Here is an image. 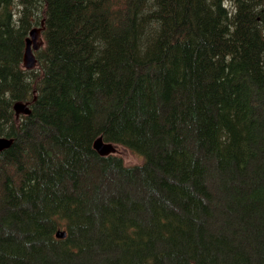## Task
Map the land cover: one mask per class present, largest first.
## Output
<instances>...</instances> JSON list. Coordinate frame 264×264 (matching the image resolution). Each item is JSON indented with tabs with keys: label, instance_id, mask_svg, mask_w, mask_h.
<instances>
[{
	"label": "trees",
	"instance_id": "obj_1",
	"mask_svg": "<svg viewBox=\"0 0 264 264\" xmlns=\"http://www.w3.org/2000/svg\"><path fill=\"white\" fill-rule=\"evenodd\" d=\"M0 137V264H264V0H0Z\"/></svg>",
	"mask_w": 264,
	"mask_h": 264
},
{
	"label": "water",
	"instance_id": "obj_2",
	"mask_svg": "<svg viewBox=\"0 0 264 264\" xmlns=\"http://www.w3.org/2000/svg\"><path fill=\"white\" fill-rule=\"evenodd\" d=\"M43 30L44 29L42 26L39 28L32 29L29 33V37L25 41L23 62H24V66L28 69L33 68L36 62L32 55V51L33 50L37 51L41 49L44 45L43 39L41 36ZM12 109L15 113L16 118H18L21 115L23 116L30 115L28 104L17 102L13 105ZM11 143H12V140L4 138V137H0V151L9 148ZM93 149L100 156L108 155L110 153H114L115 151L114 148L111 146V144L104 143L101 138H98L94 142ZM57 236L61 239H64L66 237V234L64 232L57 233Z\"/></svg>",
	"mask_w": 264,
	"mask_h": 264
},
{
	"label": "rangeland",
	"instance_id": "obj_3",
	"mask_svg": "<svg viewBox=\"0 0 264 264\" xmlns=\"http://www.w3.org/2000/svg\"><path fill=\"white\" fill-rule=\"evenodd\" d=\"M36 27H38V26H36ZM43 39V38H42ZM33 52H34V50H33ZM34 68H35V66H34ZM33 68V69H34ZM32 69V70H33ZM47 99H48V97H47ZM47 99H46V101H47ZM23 116V115H22ZM22 116H20V117H22ZM38 125L39 124H37V126L36 127H38ZM41 127V126H40ZM35 130H39V128H35ZM98 138H101L102 139V136H97L96 138H94L93 139V141H92V146H93V144H94V142L98 139ZM32 144H36V142H31ZM114 154H116V155H118V156H120L121 158H122V160H123V162H124V164L126 165V166H137V165H140L141 163H142V158L141 157H139V156H137V155H135V154H133V153H131L130 151H128L127 149H124V148H122V147H120V146H116L115 148H114ZM105 151V150H104ZM18 181V179H15L14 180V182H17ZM1 192V191H0ZM124 192H131V191H128V190H126V191H124ZM59 240H62V239H59Z\"/></svg>",
	"mask_w": 264,
	"mask_h": 264
},
{
	"label": "bare ground",
	"instance_id": "obj_4",
	"mask_svg": "<svg viewBox=\"0 0 264 264\" xmlns=\"http://www.w3.org/2000/svg\"><path fill=\"white\" fill-rule=\"evenodd\" d=\"M34 53H35V50H34V52L32 51V55H33V57H34V59H35V61H36V58H35V54H34ZM34 66H36V62H35V65H34ZM23 68H24L25 70H32L34 67L28 69V68H26V67L24 66V62H23ZM11 144H12V143H11ZM10 146H11V145H10ZM111 146H112V145H111ZM112 147L114 148V146H112ZM9 148H10V147H9ZM7 149H8V148H7ZM7 149H4V150H2V151H0V152H3V151H5V150H7ZM110 154H114V153H110ZM108 155H109V154H108ZM62 232H64V231H61V230H60V231H57V232L55 233V236H54V237H55L56 239H58V240L61 239V238H59V237L57 236V233H62ZM64 233L66 234V232H64ZM62 240H63V239H62Z\"/></svg>",
	"mask_w": 264,
	"mask_h": 264
},
{
	"label": "flooded vegetation",
	"instance_id": "obj_5",
	"mask_svg": "<svg viewBox=\"0 0 264 264\" xmlns=\"http://www.w3.org/2000/svg\"><path fill=\"white\" fill-rule=\"evenodd\" d=\"M60 231V230H59Z\"/></svg>",
	"mask_w": 264,
	"mask_h": 264
}]
</instances>
